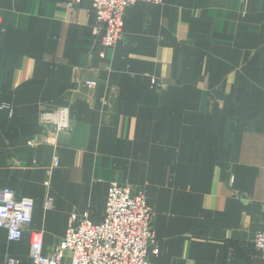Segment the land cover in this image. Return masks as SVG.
I'll return each mask as SVG.
<instances>
[{
  "label": "crops",
  "instance_id": "crops-1",
  "mask_svg": "<svg viewBox=\"0 0 264 264\" xmlns=\"http://www.w3.org/2000/svg\"><path fill=\"white\" fill-rule=\"evenodd\" d=\"M96 21L92 0H0V189L34 201L44 253L117 182L155 209L153 264H264V0L140 2L105 58ZM29 237L0 229V262L30 263Z\"/></svg>",
  "mask_w": 264,
  "mask_h": 264
},
{
  "label": "built area",
  "instance_id": "built-area-1",
  "mask_svg": "<svg viewBox=\"0 0 264 264\" xmlns=\"http://www.w3.org/2000/svg\"><path fill=\"white\" fill-rule=\"evenodd\" d=\"M82 0H68L70 6L79 5ZM96 13L93 35L102 49L101 58L118 44L123 35L125 13L140 2L159 5L163 0H92ZM89 86L94 83L87 82ZM70 109L61 107L40 114V123L49 129L54 137L70 129ZM54 166L59 165L55 156ZM46 209L53 200H48ZM35 204L29 198H17L10 189H0V229L5 230L8 239L19 242L29 231L30 263L8 257L0 264H66V253L70 252L67 264H153L149 259L152 249L159 253L155 230L152 225V210L146 196L131 186L111 183L107 196L104 219L99 224L90 220V215L73 214L68 222L66 235L56 252L44 253L43 234L31 230ZM254 244L264 259V231L256 233Z\"/></svg>",
  "mask_w": 264,
  "mask_h": 264
},
{
  "label": "rangeland",
  "instance_id": "rangeland-1",
  "mask_svg": "<svg viewBox=\"0 0 264 264\" xmlns=\"http://www.w3.org/2000/svg\"><path fill=\"white\" fill-rule=\"evenodd\" d=\"M101 57V56H100ZM88 82H91V83H94L95 85H92V86H89L88 84H87V82H85V85H87V86H89V87H95L96 86V82H94V81H88ZM70 125H71V122H70ZM51 132V131H50ZM64 132V131H63ZM62 133V132H61ZM53 136V135H52ZM55 158V157H54ZM54 158H53V161H54ZM54 165V164H53ZM120 185H122V184H120ZM128 186H130V185H128ZM132 187V186H131ZM134 190H136V191H141V192H143L144 194H145V196H146V193H145V191L143 190V189H140V188H135V187H132ZM146 199H147V196H146ZM47 203H50L49 201H47ZM47 203H46V205H47ZM148 203V202H147ZM149 205V204H148ZM52 207H53V205H51ZM51 207V208H52ZM149 207L151 208V210H152V225H153V229L155 230V235H156V229H155V227H154V219H155V209L154 208H152L150 205H149ZM51 208H49V209H51ZM106 210V209H105ZM73 214H77V213H73ZM73 214H71V216L73 215ZM85 214V213H84ZM89 214V213H88ZM79 215V214H78ZM70 216V217H71ZM70 219V218H69ZM95 224V223H94ZM68 228V227H67ZM66 235V234H65ZM63 240V239H62ZM60 244H61V242H60ZM59 244V245H60ZM156 245L158 246V248H159V241H158V238H157V235H156ZM59 247V246H58ZM159 253H160V249H159ZM159 253L157 254V255H159ZM156 255V256H157Z\"/></svg>",
  "mask_w": 264,
  "mask_h": 264
}]
</instances>
